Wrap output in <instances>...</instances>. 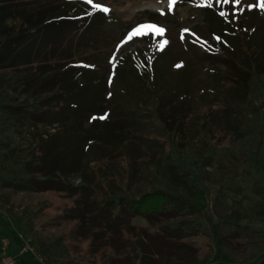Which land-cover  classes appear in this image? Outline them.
Masks as SVG:
<instances>
[{
	"label": "rangeland",
	"instance_id": "obj_1",
	"mask_svg": "<svg viewBox=\"0 0 264 264\" xmlns=\"http://www.w3.org/2000/svg\"><path fill=\"white\" fill-rule=\"evenodd\" d=\"M14 3L16 16L50 9L69 16L64 34L56 36L57 30L48 28L30 36L26 45L36 53L33 63L0 69V80L6 84L33 74L34 87L51 77L64 80L54 83L58 92L68 95L62 99L65 106L60 116L68 124L51 129L59 134L46 141L50 173L38 177L71 184L82 231L97 235L89 248L83 243L69 245L62 236L74 223L50 220L63 208H47L46 197L16 193L6 184V180L20 179L24 164L11 151L24 145L28 154L31 139L19 136L29 134L31 127L26 124L20 130L14 115L6 122L2 108L3 102L17 104L28 96L0 91V263L8 243L7 254L17 258V264H98V250L107 244V232H114L119 224L110 215H97V209L104 214L122 198L137 199L163 190L197 205L198 212L186 215L187 222L182 224L167 218L154 223L144 217L129 220L142 254L114 264L134 260L137 264H263L264 70L253 71L250 60L244 59L238 30L233 32L236 38L228 28L218 36L215 19L203 12L206 4L218 5V20L225 13L223 18L232 19L248 40L264 47V12L259 0H242L239 6L235 0L232 4L178 0L172 11L170 0H94L110 9L107 14L82 0ZM113 18L118 19L115 24ZM145 24L166 31L129 41L133 30ZM227 57L241 68L224 63ZM260 61L264 65V50ZM146 71L152 74L151 83L141 77ZM37 95L45 96L44 89L38 88ZM160 110L181 121L180 131L193 134V142L179 152L168 155L162 146L167 141L180 142L182 136L176 129L169 130ZM111 130H123V140L110 141ZM34 132L40 138V131ZM7 134L15 138L7 140ZM233 135L236 140L229 142ZM99 148L113 150L114 154H105L112 160L88 164ZM144 154L146 160L141 163ZM88 165L96 174L90 178L96 192L89 191L81 172ZM113 240L124 254L126 239L116 233Z\"/></svg>",
	"mask_w": 264,
	"mask_h": 264
},
{
	"label": "trees",
	"instance_id": "obj_2",
	"mask_svg": "<svg viewBox=\"0 0 264 264\" xmlns=\"http://www.w3.org/2000/svg\"><path fill=\"white\" fill-rule=\"evenodd\" d=\"M16 1L17 0H0V69L7 67H10V69L19 68L23 65L25 66L32 64L34 58L33 55H36V53L33 47L26 45L27 39L30 36H35L36 34L45 32L48 28L57 30L56 36L62 35L65 33L64 31H66L65 28L68 23L67 21L69 16L65 13V11L56 9L37 11L33 15L24 14L16 16V13H14V8L18 6L14 3ZM217 7L218 5L211 8L206 7L203 9V12L206 13L207 16L212 15V18L215 19V24L213 26L214 30L219 33L218 36H223L225 34L223 30H225V28H228L227 32H231V36L233 38H236V35L233 34V32L238 30L239 33L237 41L242 53L246 56L244 59L248 58L250 60V67L253 71L262 73L260 72V70H262V68L264 70V65L260 60L264 47H262V45L258 44L257 42L248 40L243 31L239 29V26L234 22L231 23L232 19H230V21L227 17L223 18V16H220L221 19L218 20L217 16L215 15ZM116 21H118V19L113 18L111 23L115 24ZM242 39L244 40L243 44L241 42ZM251 44L252 46H250ZM245 46L248 47L246 48ZM223 60L224 63L228 62V65L229 63L233 65L235 64L236 66H238L237 68H241V66H239V64L235 60L232 61L231 59H229V57L225 59L223 58ZM125 61L126 60L120 61L117 68L119 69ZM141 77L145 82L151 83L152 74H150V72L146 71L144 73H141ZM124 78H126V76ZM55 80L62 83L64 81L62 79H58V77H51L45 81L39 82L38 86L34 87L35 78H33V74L21 76L18 79H11L10 82H7L6 84L5 81L2 82L0 80V91H2V95L5 92L8 93L14 91L17 93H23L28 96L25 100H20L17 104L3 102L2 108L4 109V113L7 114L6 122L9 121L11 115H14V117L19 122L20 130H25L24 128L25 126H27L26 124H29L31 127V131L29 134L26 132V135L23 133V135L19 136L24 140L28 138L31 139V150L28 151V154H25V152L23 151L22 146L24 145H20L21 147L17 146L14 150L11 151L12 156L15 155L17 159L16 161H18V163H21L22 160L24 164L19 170L21 172L20 179L17 182H13L14 179L6 180V184L9 185V187L16 193L29 195L37 194L38 196L46 197L49 201V206L47 208H63V210L61 211L62 213L50 219L52 221L59 222L65 220L71 222V224L74 223L72 229L65 235H63L62 239H64V241H67L69 245L79 246L83 243L86 244L87 248H89L95 241L97 234L90 232L87 234L82 231L83 220L79 217V215L76 214V210L78 208V199H74V197L70 195L72 193L71 184L64 185L60 182L56 183V181L47 177H38L41 174L47 176L50 173L48 172L47 167L48 148L46 141L52 139L53 137L56 138V136H58L59 134H53L51 129L55 125L64 126V124H68L64 122L65 120L63 121L62 119H60V116L63 114V107L65 106V103L62 99L66 98V96L68 95H65L64 91L58 92V90H56L58 86L54 83ZM71 83L74 82L71 81ZM38 88H43L46 95L38 97ZM149 88L151 87L148 85V89ZM222 109H224V107ZM160 111V116L163 117L164 122L169 130L172 131L176 129L178 131V134L184 138L183 139L181 137L180 139L185 140L184 142H181V140L180 142H178L177 140L167 141L165 142V144H162V146L166 147L165 150L168 151V155L172 154L173 152H179L180 150H182V148H184L183 146H186V144H188L189 142H193V139L191 141V137L193 136L192 132L189 133L186 132V130L182 129L180 131L181 121L179 122L178 118H172V116L166 115L167 113H164V111ZM1 112L2 111L0 105V115ZM175 112L177 113L178 111ZM193 116H191L190 114L189 118L193 119ZM94 125L95 123L92 124V126ZM36 129L40 131V138H38V136L34 132V130ZM110 134L112 135L110 137H113V140H109L113 143L121 142L125 136L123 130H120L117 133L116 131L111 130ZM197 134L194 135L197 136ZM5 138L7 140H12V138L14 139L15 137H13V135L11 134H7ZM233 140H236L234 135L232 136V138H230L229 142ZM11 143L12 142H10L9 144ZM14 143L16 142L14 141ZM177 149H179V151ZM102 150L103 149L99 148L97 152L92 153V156L95 157L89 160L88 164H99V162L103 158H109L110 160H112V158L107 155L108 152L110 155L114 154L113 150ZM114 151L116 152V150ZM121 151L122 150H119L118 152L120 153ZM101 154L102 157H99L101 156ZM8 157L10 158V156ZM140 160H142L141 163H144V161L146 160V155L144 154L143 156H141ZM147 160V162H150L151 158H148ZM153 160L155 162L154 155ZM60 169L61 168H59V170ZM79 171H81V169H78V172ZM81 172H84L83 176L89 183V189L93 188V184L95 183H92L90 178L93 176L92 174H94L95 176L96 174L92 170V167H89L88 165L87 167L83 168ZM12 176L14 177L15 175ZM85 189H87V187H85ZM94 190L95 189H93L92 191L91 189L89 191L96 192ZM82 195L83 197H79L85 199L84 194ZM68 200H71L72 202H68ZM50 202L56 205H53ZM93 203L97 205L95 201H91L90 204ZM69 204L71 205V207H69ZM119 206L120 208H118ZM111 207H109V210H107V212L104 214L101 213V211H99L98 209L96 211L97 215L100 214L105 216H112V220L118 221L119 224L114 232H107V235L105 237V241L107 242V244L102 249L98 250V253L100 254L99 256H101L99 258L101 259V261L98 264H114V262L120 261L121 258L129 257L130 259H137L139 256H141V243H139L138 241L137 233L134 231V228L131 226V224L128 223L129 220H132L136 217H144L148 221L154 223L157 222V220L160 221V219L162 218H167L170 222H174L175 224H182L187 222L184 219L186 215H195L198 212L197 205L191 203L189 200L178 198L171 193L163 190H158L153 193H147L137 199L128 197L122 198L118 202V205L116 207H113V209ZM4 225L7 229V225L5 223ZM116 233L122 235L127 241L126 243L128 245L125 247V251L123 252L124 254H121V252L118 251V247L116 246L117 244L113 243V239L116 237ZM107 252H109V255L105 257ZM131 264H137V262L134 260Z\"/></svg>",
	"mask_w": 264,
	"mask_h": 264
},
{
	"label": "snow or ice",
	"instance_id": "obj_3",
	"mask_svg": "<svg viewBox=\"0 0 264 264\" xmlns=\"http://www.w3.org/2000/svg\"><path fill=\"white\" fill-rule=\"evenodd\" d=\"M83 3L90 5L93 10L102 12L104 14H107L110 12V9L108 7L102 6L98 3H94V0H82ZM222 4H232L233 0H220ZM178 0H170V11L174 10L171 6L177 5ZM235 3L237 6H239L242 3V0H235ZM205 7H212L213 5L211 3L204 5ZM255 7V4L252 5ZM259 9L261 12H264V0H259ZM221 16H224L225 13L221 12ZM166 30L158 25L154 24H145L137 27L133 30V32L128 36V40H132L133 37L136 36H145L148 35L150 32L156 35H162ZM187 31V30H185ZM219 39V38H217ZM166 43V41H165Z\"/></svg>",
	"mask_w": 264,
	"mask_h": 264
},
{
	"label": "built area",
	"instance_id": "obj_4",
	"mask_svg": "<svg viewBox=\"0 0 264 264\" xmlns=\"http://www.w3.org/2000/svg\"><path fill=\"white\" fill-rule=\"evenodd\" d=\"M9 247L8 243H5L4 245V256L1 259V263L0 264H17V258L12 257L10 255L7 254V249Z\"/></svg>",
	"mask_w": 264,
	"mask_h": 264
}]
</instances>
